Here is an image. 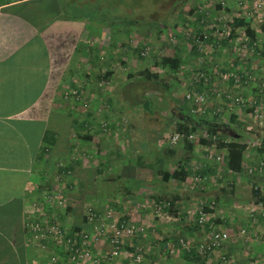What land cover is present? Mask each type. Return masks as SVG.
I'll list each match as a JSON object with an SVG mask.
<instances>
[{"label":"crops","instance_id":"obj_1","mask_svg":"<svg viewBox=\"0 0 264 264\" xmlns=\"http://www.w3.org/2000/svg\"><path fill=\"white\" fill-rule=\"evenodd\" d=\"M62 3L66 6L71 3L74 4V9H83L87 3L92 4V0H0V264H48L52 248L48 246L46 250H41L33 245L31 233L26 226L27 221L47 215L51 218L60 217L61 223L67 229L80 226L83 222L82 199L86 197L84 189L97 186V183H101L97 192L102 197H124L128 215H135L130 218L137 222V217L144 218V214H148L149 210L152 212L154 207L152 204L151 207H146L147 210H141L143 202L160 203L159 198L164 201L175 200L176 215H173V220L187 223L179 228L168 229L167 234L173 231L181 234L185 230H192L191 222L195 216L190 217L188 211H196L199 202L215 201L218 206L224 204L229 211L220 210L219 214L224 211L220 217L225 223L219 226L232 235L231 241L222 251L229 260L227 264H248L251 258H257L264 264V217L252 212L256 205L254 188L259 187L264 191V175L249 176L245 171L246 163L259 160L264 153L259 145L253 146L255 138L264 136V126H260V123L264 124V71L260 72L264 59L254 56L255 61L262 63L259 65L257 62L255 73L258 76L256 75L244 91L245 97L249 95L250 98L257 99L258 105L254 113L248 108H243L242 111L235 108L230 111L234 101L229 96V99H225L228 103L224 100L222 106L223 109L227 105L225 110L237 117L234 121L230 118L231 127L224 128L225 132L221 128L218 131L229 140L239 139L246 145L243 170L240 173L228 169L227 149L223 148L226 157L219 164L207 163L199 147L195 150L193 146V152L190 150L192 154H189L186 145L178 147L181 149L161 146L163 134L170 128L173 118L156 119L157 113L154 116L148 113L143 115L145 126L140 127L139 140L133 136V131L137 135L139 133L134 119L127 117L129 124H124L123 121L120 125L122 128L123 124L124 132L126 130L128 133L123 142L118 143L116 140L124 133L116 134L120 130L113 129L116 118L110 112L105 113V118L101 120L95 118V163L83 164L77 161L79 159L69 162L68 149H71L72 131L53 128L48 116L38 111L41 101L58 83L56 74L73 71L74 66L77 69H89L91 67L83 66L84 62L95 63V75L103 74L109 81L107 87H101V80L95 78V103L102 101L110 104L112 95H116L114 91L119 88L120 80L129 83L130 75L134 71L131 61L126 69L116 68L114 63L107 60L110 53L102 52L103 57H107L105 63L100 61V52L93 60L90 55L91 47L82 40L87 24L91 22L84 21L88 15L77 14L72 16L75 18H68L60 13ZM107 21L97 25L110 26L115 23L110 22V19ZM239 28L234 29L232 36L237 42L238 37H233L238 36L236 32ZM254 32L257 45L264 47V23L262 28ZM93 37L96 43L100 34ZM54 40L59 42L58 45H55ZM222 57L228 58L224 55ZM92 84L93 81L87 80L90 88H93ZM183 107L179 105L176 109L179 111L180 108L182 113L185 109ZM141 111L139 104L132 108L133 116ZM171 115L173 117L174 113ZM100 123L109 126L108 131L104 132H108L110 136L103 133ZM237 123L240 131L232 130ZM53 138H56L55 142ZM110 141L112 144L115 142V152L111 150ZM249 141L254 143L251 145ZM48 142L53 147L51 153H48L51 148ZM101 143H107V147L104 148L105 145ZM124 152L130 154L128 156L125 153L126 159ZM113 154H117L116 165L125 160L115 182L104 180L112 169ZM154 158L156 159L153 160ZM185 159H189L188 176L182 181L174 177V172ZM58 161L69 164L68 168L57 169ZM198 164L206 165L202 173L194 172ZM165 173L170 175L169 180ZM198 175L206 176V182L196 183L195 178ZM115 186H121L123 192L118 193ZM241 191L243 195L240 194ZM55 197L66 203V209L62 210L57 206ZM226 197H235L236 202L228 205L232 200ZM160 227L162 230L165 228L162 224ZM242 229H247V239L240 234ZM197 230L198 240L202 241L207 236L206 231ZM132 243L138 246V238ZM106 247L103 243L98 249L101 252ZM129 250L134 249L129 247ZM220 254L219 251L218 255ZM128 261H124V264H129ZM214 261L207 258L204 264H216Z\"/></svg>","mask_w":264,"mask_h":264},{"label":"rangeland","instance_id":"obj_2","mask_svg":"<svg viewBox=\"0 0 264 264\" xmlns=\"http://www.w3.org/2000/svg\"><path fill=\"white\" fill-rule=\"evenodd\" d=\"M257 3H261L263 6L260 4L262 7H258L256 6ZM217 6H221V9L219 10ZM73 7L74 4L68 3L66 6L62 3L60 13L68 18H75L72 16L77 14L88 15L84 21L90 20L91 22L87 24L82 40L87 43L88 47H91L90 55L93 60H95L96 54L100 52V61L105 63L107 57L104 58L102 52L110 53L111 55L107 60L109 59L111 63H114L116 68L124 67L126 69V65L131 61L134 72L130 75L131 81L129 83L120 80L119 88L114 91L116 95L114 97L112 95V103L110 104L102 101L95 103V78L101 80V87H107V82H109L103 74L95 75V63L84 62L83 66L91 67L89 69L83 67L77 69L74 66L73 71H68V73L64 71L66 74H56L58 83L41 101L38 111L40 114L48 116L53 128L67 130V132L72 131L70 135L71 149H68L70 153L69 162L79 159L77 160L79 163H95V159H93L95 156V118L98 117L101 120L105 118L107 112L116 118L113 129L120 130L116 134L124 133L118 137L116 143L123 142L128 133L126 130L124 132L125 126L122 124L121 128L120 125L123 121L124 124H129L127 117L134 119L139 133L137 135L133 131V136L139 140L140 127L145 126L142 121L143 115L148 113L154 116V113H157L156 119L158 117H162L163 120H167L168 117L172 119L171 113H174V116H181L180 108L179 111L176 109L179 105L192 108V114L202 119L199 122L214 121L220 123L218 129L221 128L223 132L226 128L231 127L229 120L234 114L225 110L228 108L227 105L223 109L222 106L226 101L225 99H229L227 96L236 100L237 94L243 91L244 87L247 88V85L251 84L258 76L255 73L258 66L257 62L260 65L262 61H255L254 56L264 59V47L254 46L255 41L252 39L251 42L244 40L242 29L238 30L240 37L238 42L227 38L226 31L230 29L234 31L235 19H244L249 23L248 25L253 27L254 31L262 28L264 0H92V4L87 3L83 9H73ZM107 19L115 23L110 26L97 25L98 23H107ZM99 34L100 37L96 39L97 42L95 43L93 36ZM199 36L205 40V44L201 45L197 42ZM236 37L238 36L233 38ZM53 42L56 43L55 45L59 43L56 40ZM61 45L65 46L64 43ZM108 48L113 50H107ZM222 55L228 58L223 59ZM168 58L180 60L181 68L178 74L173 75L170 69L162 64V60ZM263 71L264 65L260 72L263 73ZM148 72L160 75L172 85V89L167 90L159 82L143 78L142 74ZM201 73H204L208 79L205 86L203 83H197ZM100 75L101 78H99ZM87 80L93 81V88L87 85ZM194 93L207 94L206 105L203 103L196 104L187 99L189 94ZM244 99L250 100V96L248 95ZM136 104L141 106L142 111L133 116L132 108ZM231 105L234 109L240 107H238L239 104L236 105L235 103H231ZM243 108L247 107H240L241 111ZM171 110H175V112ZM213 111L217 112L218 115H215ZM103 124L100 123V129L108 135V132L104 131H108L109 126ZM239 128L237 123V126L231 129L240 131ZM174 131L176 130L170 127L165 132L160 142L161 146H168L167 135L170 136ZM204 135H206L205 131L201 130L197 137L201 138ZM224 136V139L228 140L227 136ZM113 137L117 138L116 135ZM55 140L56 138H53V142ZM49 143L47 144L51 148H49L48 153H51L53 147ZM110 143L112 144L111 141ZM249 143L252 145L254 142L249 141ZM113 144L115 145V142ZM113 144L110 148L115 152ZM101 145H105L104 148L107 147V143H101ZM194 145L197 147V141L193 145H187L189 151ZM191 151L193 152V150ZM191 151L189 154H192ZM125 153L130 155L128 152H124L123 155ZM127 155H125V159ZM115 156L117 154H113V165L110 161L112 169L109 170V175L104 180L115 182L122 170L121 166L125 160L116 165ZM136 160L138 161L139 158ZM57 163V169L62 167L66 169L69 165L59 161ZM100 184L92 185L90 189L85 188L84 194L87 198L83 197L84 199H82L84 218H86L84 210L89 208L95 210V229L92 225L91 233L95 234L94 231L104 227L108 228L106 235L95 240L93 256L95 264H124L126 260L132 264V255L133 259L138 256L141 258V263L134 262L133 264H196L195 261H187L183 254L184 251H187L185 247H190L193 252L198 254L194 246L196 243L199 244L204 241V239L198 240L199 230H194V227L197 226L195 218L191 222L193 224L192 230H185L181 234H175V231L167 234L168 229L179 228L180 225L187 223V221L173 220L174 216L169 212L170 208L173 207L168 199L166 202L170 203L169 208L158 212L149 210L148 214H144L145 219L139 216L137 222L130 218L133 216L132 214V216L128 215L124 197H102V194L97 192ZM115 189L118 193L123 192L121 186H115ZM246 191L249 190L246 189ZM240 194L243 195V191ZM226 198L232 200L228 205L236 202L235 197ZM159 200L164 201L163 198H159ZM154 203L155 201L143 202L140 209L147 210L146 207H151ZM208 204L215 207L212 212L215 214L216 222L219 225L225 223L224 219L220 217L224 213L223 210L229 211L225 205L220 204L218 206L215 201ZM221 209H223V213L219 214ZM108 210H112L114 213L111 216V221H106V218L99 213H105ZM123 213L125 214L123 215ZM126 217L130 218L131 222L125 221L124 218ZM189 221L191 220L189 219ZM123 222L132 224L138 232H141V228L144 231L136 235L134 232L133 236L126 238L125 242L121 244L120 254L114 256L113 252L116 247L110 240V233H114V225L118 226L120 223L121 226L124 225ZM83 223L85 229H91L85 219ZM160 224L165 226L163 230ZM136 238H138V246L132 243ZM181 241H184L185 245L182 246ZM103 243L107 247L100 252L98 246ZM49 247L51 249L52 245ZM129 247L134 250H129ZM216 251L217 253L212 260L217 258L214 262L217 264L218 261V264H222L220 255H218L220 250ZM187 252L191 254V252ZM110 254L113 255V258ZM193 258L196 259V256ZM231 264L233 263L231 262Z\"/></svg>","mask_w":264,"mask_h":264},{"label":"built area","instance_id":"obj_3","mask_svg":"<svg viewBox=\"0 0 264 264\" xmlns=\"http://www.w3.org/2000/svg\"><path fill=\"white\" fill-rule=\"evenodd\" d=\"M261 4V3H260ZM260 4L257 3L256 6L262 7ZM248 23V22H247ZM242 29V35L244 40H249L251 42V37L246 32V28L242 27L238 30ZM227 38H231L233 36V31L230 29L226 31ZM238 35V31L236 32ZM238 38L239 35H238ZM197 42L201 45L205 44V40L202 37H198ZM254 46L257 45V41H255ZM146 55V54H144ZM241 75V74H240ZM208 82L207 76L204 73L200 74L199 79L197 80V83H203L205 86V83ZM246 89V87L243 88V91ZM241 91L237 94V99H233L234 103L238 105V107H247L249 110H252L254 113V110L257 108L258 105L256 98H250V100L244 99V92ZM207 94L203 93H194L189 94L187 96V99L190 101H193L196 104H202L206 105L207 100ZM239 107V108H240ZM230 111L233 110V106H231ZM213 113L215 115H218L217 112ZM260 114L259 112L257 113ZM260 126H264V124L260 123ZM258 136V135H257ZM205 140H210V144H202L201 138L197 137L196 134H190L188 137H186L184 134L174 131L170 136L167 135V143L169 147H175L181 142L186 141L185 139L190 140L192 143H195L197 141V147L202 150V157L207 163H222L223 160H225V152L223 151V148L219 147V137L217 135H209L206 134L202 137ZM225 143H229L230 140H223ZM254 146L259 145L264 149V136L263 137H257L254 139ZM195 145V150L197 149ZM225 149V148H224ZM227 154V152H226ZM205 164H198L194 172L195 173H202ZM245 171L249 176L252 175H264V153L262 157L255 161V162H248L245 164ZM207 177L204 175H198L195 178L196 183L203 184L206 182ZM254 191H260L261 198H256V205L255 208L252 210V212L257 214H262L264 217V191H261L259 187H255ZM57 201V206L64 210L66 209V203L59 199L58 197H55ZM170 203H155L153 210L163 211L166 208H169ZM208 209V210H207ZM215 209L214 205L205 203L204 201H201L198 203L196 207V211L189 210L188 214L190 217L195 216V221L197 225L206 231L204 241L197 244L196 249L197 253L201 255L203 258L207 260L213 259V255L217 252L216 250H220V262L221 263H229L228 258L226 257L224 251L225 245H227L232 238V235L229 231L224 230L219 226V224L216 222V217H214V213L212 212ZM211 210V211H210ZM99 212V211H98ZM86 213V219L87 223L89 224L91 229H84L82 231H77L74 229H67L60 221V217H49V216H42L40 218H32L29 221H27L26 226L28 228V231H30L31 240L35 247H38L41 250H46L49 245H52V253L50 256V259L48 261V264H95V258L94 256V243L95 240H98L99 237H102L103 235L107 234L108 228L104 227L100 230L94 231L95 234L91 233L90 230L95 229V210L92 208L84 210V214ZM105 218L106 221H111V216L114 215L112 210H108L105 213H101ZM129 222V221H128ZM131 222V221H130ZM124 225L120 226V223H118V226H115L114 233H110V240L113 242V246L116 247V250L113 252L114 256H118L119 250L121 248V244L125 242L126 238H129L130 236L135 235L137 233H143V228H141V232H138L137 229L132 226V224H126L123 222ZM106 231V232H105ZM247 229H242L240 231V234L247 239ZM109 234V233H108ZM248 241H246L247 243ZM182 246L185 245L184 241H181ZM185 249L189 252L192 251L190 247H185ZM113 255L110 254V256L113 258ZM134 262L141 263L140 256L133 259L132 255V264ZM212 262V261H211ZM248 264H262L257 258H251Z\"/></svg>","mask_w":264,"mask_h":264},{"label":"trees","instance_id":"obj_4","mask_svg":"<svg viewBox=\"0 0 264 264\" xmlns=\"http://www.w3.org/2000/svg\"><path fill=\"white\" fill-rule=\"evenodd\" d=\"M217 7L219 10L221 9V6H217ZM132 18H134V17H132ZM234 27L235 28H239V27L246 28V32L249 35V37H251V39L253 41L254 40L256 41V35H255L254 30L252 29V27L250 25H248L247 22H245L244 19H235ZM162 64L165 65L166 67H168L170 69V71L173 73V75H176L180 72L181 62L179 59H170V58L163 59ZM142 77L147 79V80H155V81L159 82L167 90L172 89V85L169 84L168 82H166L158 74L148 72V73L142 74ZM147 106L149 107V104ZM192 112H193L192 108L186 106L184 111L182 112L181 116H173L172 117L173 122H171L169 126L172 127L173 129H175L176 131L184 134L186 137H188L190 134H196L197 135L198 132L201 130H204L206 134H209L211 136L217 135L219 137V142H218L219 147L225 148L228 150V162H227L228 169H230L232 172L240 173L243 170V156L245 155V152H246V145L241 143L239 141V139H236L235 141H231L229 143H225L223 141L225 136L221 135L220 132L218 131L220 123H217L214 121L199 122L202 119L196 117L194 114H192ZM235 118H236L235 116L232 117V120L234 121ZM201 125H202V127H201ZM163 136H164V134H163ZM202 137H201L202 144L206 145V144L211 143L210 140L207 141V140L203 139ZM185 140L186 141L181 142L177 146L170 147V148H178L179 146L184 147L185 145L187 146V145H193L194 144L188 139H185ZM194 147H195V145H194ZM190 150H193V146H191ZM188 160L189 159H185L184 162H180L179 166L177 167V169L174 172L175 178H178L179 180H182V181L187 178V176H188L187 161ZM67 171H68V169H67ZM165 175H166L167 180H169L171 178L170 175H168L167 173H165ZM254 192H256L255 197L257 199L261 198L260 191H254ZM158 201L161 203V202H165L167 200H165V201L158 200ZM169 202H171L172 207H173V208H170L169 212L172 213L173 215H176L175 200H169ZM152 211H154V210H152ZM84 219H85V222L87 223V219L83 217V220ZM124 220L130 221L129 218H124ZM197 226L195 227L194 230H197L198 228H200L199 226L198 227ZM83 228H84V223L80 226L75 227L74 230L82 231L85 229V228L84 229ZM200 230H201V228H200ZM183 254H184V258L187 261L188 260L189 261H195L196 264H204V261H206L205 258L201 257V255H198V254H196V252H193V251L191 252V254H189L187 251H184ZM193 256H196V259L193 258Z\"/></svg>","mask_w":264,"mask_h":264}]
</instances>
